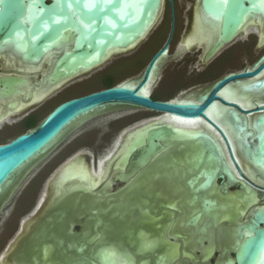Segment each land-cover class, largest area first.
I'll return each instance as SVG.
<instances>
[{
	"label": "water",
	"instance_id": "1",
	"mask_svg": "<svg viewBox=\"0 0 264 264\" xmlns=\"http://www.w3.org/2000/svg\"><path fill=\"white\" fill-rule=\"evenodd\" d=\"M170 1L173 4V0ZM162 5L163 0H0V50L5 45H11L21 60L27 63L39 62L50 51H56L53 65L44 72L37 69L24 71L20 69V63L12 70L5 69L0 75V106L6 102L8 108L14 110L20 102L25 103L33 98L36 87L40 93L41 89L58 85L65 79L92 69L103 60L110 49L123 48L136 41L144 30L154 23L161 13ZM201 7L206 15L219 23L217 39L207 51L204 49L202 60L206 63L212 61L227 45L237 39L249 17L261 14L264 18V0H201ZM174 32L175 15L173 12L169 37L137 79L136 88L119 83L71 97L59 103L35 129L22 132L10 141L0 143V188L5 187L17 173H19L18 176L8 187L13 188L19 179L26 178L28 174L20 176L25 168H31L32 165L35 167L68 133L91 116L103 114L118 107H138L159 112V116L168 115L184 120L203 119L213 126L224 140L237 172L226 166V160H222V155L217 151L218 142L205 133L193 138L200 137L213 144H207L203 148L202 146L195 147L193 143H189L190 141L187 142L189 144L182 150V158L177 159L174 156L169 169L176 168L182 175L187 172V178L182 181L186 186L184 199L187 203L185 202V205L188 204L190 207V200L195 195L199 196L195 207L192 210L188 209L189 219L196 217L200 219V216L204 219L206 215L212 214V202L217 195H207L206 191L213 183L220 189L219 193L222 197H217L221 201L238 199L239 213L236 222L230 225L221 224L208 227L213 230L212 238L215 242L211 249L213 251L205 257L204 261L193 260L199 258L195 254L190 255L191 259L181 257L176 262L168 257L167 263L171 261L175 264H264V195L261 196L264 186L256 183L242 171L226 133L208 115L210 107L219 101L234 107L243 116L252 115L256 123L262 125V130L256 132L254 136L251 135L250 130L246 133L249 135L247 145L250 162L259 170V173L264 172V104H257L254 108L246 109L237 102L226 100L221 95L222 90L228 84L259 75L264 70V54L253 66L227 73L216 80L210 87L198 94V96L201 95L202 101L181 102L174 99L169 101L153 99L151 94L144 95L141 91L149 83L150 75L156 68V64L158 69L155 76H157L164 58L161 56L169 48ZM66 42L69 46L62 49ZM255 85L259 88L264 87V77L256 81ZM4 99L6 101H3ZM8 115L1 114L0 121ZM151 122L149 120L148 123L132 131L138 130L139 132L126 149L127 153L125 152L118 159L116 166L120 169L119 172L115 168L111 177L95 190L84 186L77 187L75 191L68 194V197L65 195L58 199L44 215L40 216L33 224L32 230L26 235L34 234L39 228L47 225V232L56 233L62 239L58 241L57 238L48 234L45 242L65 252L64 258L60 259L64 264H132V262L140 264L143 261L141 257L130 260L124 255L119 258V261H115L116 259L111 262L106 261L104 256L111 257L113 255L111 253L114 252L117 255L118 249L115 244L103 242L101 238L105 231L111 232L112 230L119 232L120 241L124 243L123 228L134 234L135 229L140 225L139 218L143 223L144 217L146 219L158 215L156 220H160V197L152 200V207L147 195H145L147 201L141 203L138 198L140 186L137 185L135 178L140 175L141 171H148L154 162H156L154 165L157 167L161 165V168L162 159L172 151L171 148L176 142L179 140L183 142L188 137L184 138L185 133H180L174 125L160 121ZM203 153L204 159L202 160L200 157ZM207 161L211 162L210 166H207ZM144 174L156 175L150 170ZM113 181L126 184L113 188ZM230 181L233 183L230 184ZM159 188L160 183L157 187L154 186L153 192L159 191ZM248 189L255 198L251 203H241V193H248ZM85 194L94 198L89 202V209L74 210L79 206L76 201L81 200ZM127 200L136 201L142 208L141 213L144 217L135 219L137 224L101 225L99 215H106L110 218L119 216L122 217L121 222L126 221ZM148 213L150 217L147 216ZM80 217H85V219L79 220ZM76 225L82 228L76 231ZM224 226L230 228L225 230ZM165 227L161 226V231ZM173 227L181 233L169 234V248L163 250L165 246L161 245L160 255L153 262L150 260L151 264L166 263L164 257L168 254V250L173 248L172 243L183 241L180 236L185 232L181 230V227ZM187 227H192L194 230L204 226L189 225ZM171 228L168 227L169 233L173 232ZM96 234L100 235L97 239L94 238ZM26 235L20 237L16 247L10 252L11 260L17 263L20 261L17 260L15 252L19 242ZM219 236L227 238L230 245L224 249L223 257L216 263H212L209 259L215 251L221 248L216 244V238ZM85 237H89V240L86 241ZM131 241L133 239L126 242V245L124 244L129 247L128 249L123 246L120 248L122 253H128L129 249L134 251ZM205 241L210 244L208 234L204 235L203 244ZM45 242L40 245L41 251L35 257L38 258L37 261L34 258V260L28 259L27 262L30 263L33 260L35 264H42ZM200 249L202 247L197 250ZM232 250L235 253L234 256L231 254ZM150 252L153 253L152 249L147 253ZM206 252L209 253L203 248L202 254ZM48 254L46 253L47 256Z\"/></svg>",
	"mask_w": 264,
	"mask_h": 264
},
{
	"label": "rangeland",
	"instance_id": "2",
	"mask_svg": "<svg viewBox=\"0 0 264 264\" xmlns=\"http://www.w3.org/2000/svg\"><path fill=\"white\" fill-rule=\"evenodd\" d=\"M195 2L196 0H177L176 2L177 17L179 21L177 22V32L170 44V51L168 50L166 56L163 58L157 76H154L149 84L151 88L150 94L156 92L161 98H166V96L173 97V99H183L187 97L197 98L198 94L210 87L218 77H223L227 73L233 71H240L249 68L264 54V44L259 43V33L256 27H252L247 33L239 35L234 42L227 45L212 61L208 63L202 60L204 52L203 46L201 48L193 46L192 48L180 51V47L185 38L191 36L193 33V10L195 8ZM165 9L166 11L164 10L161 15V20L158 21V25L148 38L142 41L131 52L121 56L115 55L118 57L112 55L114 58L99 69L86 74V76L82 78L69 81V83L64 85L62 89L45 97L42 101L48 97L49 98L42 104L29 110L39 116V122L37 125L62 100L83 95L101 88L98 84L100 83L101 73L108 69V73H118L116 80L120 83H125L127 81L136 82V79L142 75L149 59L158 51V49H161L167 41L165 36L156 41L157 37L162 33V28L159 29V27L164 23L163 18L166 19L167 17V3L165 4ZM171 11L173 15L172 7ZM146 54L148 55L145 56ZM221 55H225L227 58H222L221 64L225 65L216 75L218 76L217 79L215 78L216 76L212 78L202 77V72L209 68L213 61ZM115 64H117V66L113 67L112 65ZM4 67L5 64L3 63V60H1L0 68ZM127 67L130 69L126 70ZM261 98L264 100V95H262ZM255 106L256 105L253 107ZM159 114V112L138 107H118L109 112L99 114L75 127L73 132L66 136L62 142L54 146V148H52L35 167L32 165L33 168L29 167V170L25 168L20 176L22 177L24 174H28L26 178H23L22 180L19 179L18 183H16L13 188L8 187L3 194L1 193L0 195V258L6 253L13 241L22 233L24 222L40 212V208L43 206V203L50 192V179L61 168V166L65 164L72 153L85 154L87 157L91 158L92 165L95 166L93 164V159L97 156H105V154H103L105 151L113 153L123 139L122 136L126 131H133V129L145 124L152 117L159 116ZM20 117H22V115H16L13 120H7L6 123L0 124V143L8 142L24 132L21 126ZM84 144H87V146ZM110 145L112 146L109 150L105 149ZM175 157L179 156L176 154ZM161 164H164V162L162 161ZM181 176L182 173L176 168L165 169L164 173L156 171V175L145 174V176L141 178V181L137 183V185L140 186V189H138V198L140 199V202L143 203L147 201L148 197L149 204L152 207V200L156 199L159 194V218L161 226H204L201 229L197 227L192 230L193 236H188L190 237L189 239L182 238L183 242H177L178 247L179 244L187 247V252L189 255L193 256L196 253L195 250L197 247H202L205 251H208L210 248L212 249L215 239L212 238L213 230L208 227L221 224L227 226L236 222L240 203L238 199L221 201L219 198L222 196H220L219 193H216L212 188L210 191L211 194L216 193L215 195L219 197L216 196L212 202V214L206 215L204 219H201V216L200 219L197 217L189 219V211L185 207V202L187 203V200L185 201L184 199L186 186L182 183V180H180ZM159 183V191L157 190L153 192L152 186L154 185L157 187ZM256 183L264 186L263 182L256 181ZM69 193H71V190L66 194L68 195ZM145 195H147V197H145ZM197 198H199V196L195 195L190 200L191 210L195 207L194 205L196 201H199ZM92 199L94 200L92 196H88L87 194L83 195V197H81L82 205L76 207L74 210H88L90 206L89 202ZM126 202V213H128L127 216H125L126 221L123 220L124 222H121L122 217L120 218L119 216L110 218L106 217V215H99L101 225L122 226L137 224V220L135 219H138L143 215L141 213L142 208L136 201L127 200ZM147 216L150 217L151 215L148 213ZM143 219L145 220L143 224L147 226L151 225L152 220L149 218ZM140 221L141 219L139 218V222ZM226 226L223 228L228 230ZM46 229H48L47 225L39 228L34 234L26 235V237L21 239L17 251L15 252L17 254V260L20 261V263L25 264L28 259L34 260V258L38 256L41 251L40 245L45 242L48 234L54 236L55 239L57 238L58 241L62 239L60 235H56V233L52 232L49 233ZM145 232L146 231H144V233ZM122 233L124 238L127 237L128 241L133 239L131 245H135L137 240L139 241L140 237H143V235H138L136 232L131 234L126 228L123 229ZM205 234H208L210 244L204 246L203 238ZM160 235L161 238L164 237L162 239L160 238V243H166L165 246H167V243L169 242L168 236L166 235L165 237L163 234ZM181 236L187 238L186 233H184V235L181 234ZM120 237L119 232H113L112 230L111 232L105 231V234L102 235L101 239L103 242L115 244L118 249V254L115 257L111 256L112 260L124 255L130 260L141 257L140 259L143 261H141L140 264H151V252L147 253L151 250V240L147 234H144L142 243L138 244V249H134V251L129 249L128 253H122L120 251L122 246L123 248L125 247V249L129 248L125 246L126 244L124 245V243L120 241ZM45 244L47 245L48 243L45 242ZM46 245L44 247V261L42 264H64L60 259L64 258L65 252L59 250L52 244ZM184 252L185 251L183 250V253ZM46 253H49L48 256ZM11 258L10 255V259ZM3 262L4 261L2 260L0 264H3ZM132 264L134 263L132 262Z\"/></svg>",
	"mask_w": 264,
	"mask_h": 264
},
{
	"label": "bare ground",
	"instance_id": "3",
	"mask_svg": "<svg viewBox=\"0 0 264 264\" xmlns=\"http://www.w3.org/2000/svg\"><path fill=\"white\" fill-rule=\"evenodd\" d=\"M165 4H166V0H163L161 13L159 14L158 17H156V20L154 21V23L151 24L150 26H148L144 30V33L141 34L136 41H133L130 45L123 47V48L114 47V48L110 49L108 51L107 55L103 58V60L99 64H96L92 69L87 70V71H83L82 73H78L75 77L65 79L64 81H62L58 85L48 86L44 89H41L40 93H38V90H37L38 87H36L34 89V96L32 99H30V101H28L29 103L21 104L15 110L20 111L21 108H25V107H27V105L36 104V103L42 101L48 95H50L53 92L58 91L59 89L64 87V85L69 83V81L82 78V77L86 76V74H89V73L93 72L94 70L99 69L101 66H103L104 64L109 62L112 58L118 57V56H121V55H124V54L131 52L142 41L147 39L148 36L151 34V32L158 25V21L161 20V15L163 14V11L165 9ZM194 7L195 8L193 10L194 11L193 33L191 34V36L185 38L182 46L180 47L181 51L192 48L193 46H196L199 48H201L203 46L205 51H207L209 49V47L212 45V43L215 42V40L218 37L219 23L217 21L213 20L210 16L206 15L203 12L202 7H201V0H196ZM252 27L257 28V31L259 33V42H260V44H264V18L261 14H256L254 17H249L247 20V23L245 24V26H243L241 33L239 35H241L242 33H247V31ZM67 46H69L68 42L65 43V47L63 45L64 48H62V49H66ZM167 52H168V49L161 56V58L165 57ZM0 55H2L3 59L8 60L10 63H13L12 66H17V64L20 63L21 64L20 66L22 67L20 69H22L24 71L37 69L40 72H44L45 70H47L49 67H51L53 65V62L56 58V51H52V52L50 51L49 53H47L45 55V57L41 61L35 62V63H27V62L22 61L19 54L12 48L11 45H5V47L2 50H0ZM115 55H118V56H115ZM23 66H26L25 69ZM43 67H45V68H43ZM157 69H158V66L156 64V68H154V70L152 71V73L150 75L149 83L145 87L142 88L141 92L144 95H150L151 88H150L149 84L151 83L152 79L154 78ZM262 77H264V70L259 75L253 76L249 79H244L241 81L232 82V83L228 84L224 88V90H222L221 95L226 100L237 102L243 108H246V109L254 108L253 106L257 105V104L262 105V104H264V100L261 98L262 95H264V87L259 88L255 85L256 81H258ZM122 84L126 85L127 87L136 88L138 85V80L136 79V82L127 81V82L122 83ZM4 100H6V99H4ZM174 100L181 101V102H196V101H202V98L200 95V96H197V98L187 97V98H183V99L177 98ZM4 114H6V113H4ZM6 115H4V116H6ZM208 115L211 119H213L216 123H218L220 125V127L224 130V132L226 133V135H227V137L231 143L233 152L236 155V158L238 160L240 167L242 166V168L244 170H246V172L249 174V175L248 174L247 175L251 179L253 178L254 181L256 180L258 182L264 183V172L260 171V173H259V170L250 162V159L248 157L249 147L247 144L249 143V138H248L249 135L246 133L247 130H250L251 135L254 136V134L256 132L262 130V125L257 124L255 118L252 115L243 116L234 107H231L229 105H225L219 101L214 103L210 107ZM153 119H155V118H153ZM150 121H152V122L153 121H155V122L160 121V122H165V123L174 125V127H177L179 129L180 133H182V134L185 133L184 138L188 137L187 138L188 140L186 139L183 142L179 140L176 142V144L171 148L173 153L171 151L168 155H166L164 157V159H162L164 164H162L163 166L161 168H160L161 165L158 167L156 165H154V163H156V162H154L152 164V166L153 165L155 166V167L153 166L154 168H157L158 172H160V171L162 172L165 169L167 170L171 167L172 159L174 158L173 157L174 155L176 156V154H177V156L182 158V155H183L182 150L185 148V146L187 144L193 143L195 147L202 146L203 148L205 146H207V144L212 145L213 143H211L210 141L207 142L206 140H204L200 137L199 138H193L194 136H198L199 134H202V133L209 135L212 139H214L216 142H218L219 148L217 149V151L220 153V155H222V157H221L222 160H226V166L231 168L233 171L237 172L236 166L229 156V153H228V150H227V147H226L224 140L222 139L220 134L214 129V127L211 126L205 120H203V119L184 120V119L173 117V116L160 115V116L156 117L155 120L151 119ZM138 132L139 131L136 130L134 132H130L127 135L123 145L121 146V149H119L115 154L109 155V156H111V158L110 159L108 158L109 159L108 164H110L111 166L112 165L115 166V168H117V170L119 169L116 166L118 159L121 158V156L124 155L125 152L127 153L126 149L128 148V146H130L129 144L131 142H133L134 137ZM219 138L222 141L221 140L219 141L218 140ZM252 139L254 140V137H252ZM187 142H189V143H187ZM174 152H176V154H174ZM179 157H177V159H179ZM200 159H202V160L204 159V153L202 154V157H200ZM156 161H158V160H156ZM210 163L211 162L207 161L206 162L207 166H210ZM157 164H159V163H157ZM103 165H104V161L101 160L100 164H99V168H98L99 172H98L97 176L93 175L94 176V178H93L94 182L93 183L95 186H91V184H90V186L88 185V187H90V190L97 188V186L100 184L102 177H103L102 172H101V170L103 169ZM152 166H151V168H153ZM183 167L184 166H182V168ZM243 169H242V171L244 172ZM18 174L19 173H17L14 177H12L8 181V183L5 185V187L0 188V194L3 193L4 190H6L8 188V186L14 181V179L18 176ZM90 176H91L90 171L84 162H80V163L70 162L68 165L63 167L61 169V171L58 172L55 175V177L53 178V180L51 181V185H52V191L51 192L52 193L50 194V196L48 197L47 200L45 199L43 206L40 208V212L37 215L33 216L32 218H30L29 220L24 222V224L22 226L23 227L22 233L17 237L16 240L13 241V243L7 249L6 253L0 258V261L3 260L4 261L3 264H6V263L22 264V263H17V261H13L10 259V252L16 247V245L18 243L17 241L20 239V237L28 234L30 232V230H32V228L34 227L33 224H35V222L40 218V216L44 215V213L52 205H54L58 199L61 198V197H59V195L61 193H63L65 196V194L68 191H70V190L75 191L77 189V187H81L78 185L79 183L70 181L71 179H75V178L87 179ZM187 176L188 175L186 172L185 174H183L181 176L180 180L183 181V179L187 178ZM231 183H233V182L230 181V184ZM212 188L216 193L220 192V189L217 188L215 186V184L213 183V184H210V186L207 188V191H206L207 195L212 196V194H216V193L211 194L210 191ZM50 190H51V186H50ZM66 196L68 197L67 194H66ZM254 198H255V196L249 190L248 193H241V201L240 202L241 203H251L254 200ZM76 204L81 206L82 205L81 200L76 201ZM185 207L187 209L191 208V206L189 207L188 205H185ZM149 219L152 220L151 225H156V224L160 223V220H156L153 217H152V219H151V217ZM138 221H139V219H138ZM159 226L161 227V225H159ZM165 228H168V227H165ZM174 228H175V230H173V232L171 234L181 233L179 231H176L177 230L176 227H174ZM160 230H158L159 232H161L160 234H163L164 230L163 231H160ZM181 230L187 234V238L182 237V236H181V238L189 239L190 237H188V236H193V233H192L193 228L192 227L188 228L187 226H182ZM166 232H168V229ZM169 234L170 233L168 232V235ZM182 235H184V234H182ZM99 237H100V235L96 234L95 239H97ZM217 239H219V241H221V236H219ZM85 240L86 241L89 240V237L88 238L85 237ZM181 242H183V241H181ZM160 245H162V244H160ZM176 245H178L177 242H176V244L172 243V246H173L172 249H174V248L176 249V247L178 248V246H176ZM179 246H180V244H179ZM187 246H189V245H187ZM86 247H88V246H86ZM184 248L187 249V247L183 246V249ZM199 248L200 247H197L196 250ZM85 249H87V248H85ZM168 251H170V249ZM111 255L113 257H115L116 252L111 253ZM165 257L167 258V255H165ZM165 257H164V259H166ZM37 259L38 258H35L36 261H37ZM104 259L108 262L112 261L111 257H109L107 255L104 256ZM119 260L120 259L117 258L115 261H119ZM36 263H40V262L38 261ZM26 264H35V263L32 260L30 263L26 262ZM163 264H166V263H163ZM170 264H173V263L171 262Z\"/></svg>",
	"mask_w": 264,
	"mask_h": 264
},
{
	"label": "flooded vegetation",
	"instance_id": "4",
	"mask_svg": "<svg viewBox=\"0 0 264 264\" xmlns=\"http://www.w3.org/2000/svg\"><path fill=\"white\" fill-rule=\"evenodd\" d=\"M176 2H177V0H176ZM175 2V5L174 4H172V10H173V12H174V15H175V32H174V36H173V38L175 37V35H176V32H177V22H179L178 21V17H177V3ZM166 3H167V0H166ZM165 11H166V9H164ZM164 19V18H163ZM171 25H172V21H171ZM173 38H172V40H173ZM172 40H171V42H172ZM171 42H170V44H171ZM158 50H160V49H158ZM168 50L170 51V46H169V48H168ZM181 51V50H180ZM1 60H3V63L5 64V67L4 68H0V75L3 73V71L5 70V69H7V70H12L13 68H15L14 66H12V64L13 63H10L8 60H5V59H3L2 58V55H0V61ZM9 62V63H8ZM11 65V66H10ZM24 67V69H25V67L26 66H23ZM47 67V66H46ZM22 68V67H21ZM62 89V88H61ZM60 90V89H59ZM58 90V91H59ZM49 98V97H48ZM47 98V99H48ZM47 99H45V100H47ZM44 100V101H45ZM4 101H6V100H4ZM30 101V100H29ZM44 101H40L41 103H36V104H31V105H27V107H25V108H21V110L20 111H16L15 109L14 110H11L10 108H8V106H7V104H6V102L5 103H3V104H1V106H0V115L1 114H4V113H6V114H9L8 115V117H6L3 121H0V124L2 123V124H4V123H6V121L7 120H13L15 117H16V115H18V116H20V115H22V117H20L21 119V126H22V123L24 122V120L27 118V117H29L30 115H32V114H35V113H32L31 111H29V110H31L33 107H35V106H38V105H40V104H42ZM27 103H29V102H20V105L21 104H27ZM19 105V106H20ZM58 105V104H57ZM56 105V106H57ZM55 106V107H56ZM54 107V108H55ZM53 108V109H54ZM124 108H127V107H124ZM52 109V110H53ZM51 110V111H52ZM148 110V109H147ZM14 111V112H13ZM29 111V112H28ZM20 112V113H19ZM6 114H4V115H6ZM15 114V115H14ZM24 114V115H23ZM10 116V117H9ZM95 116H97V115H94V116H91V117H89L88 119H91L92 117L94 118ZM156 117H158V116H156ZM156 117H152L151 119L152 120H155L156 119ZM153 118H155V119H153ZM87 119V120H88ZM150 119V120H151ZM71 132H73V131H71ZM70 132V133H71ZM130 132H132V131H126L125 132V134L122 136L123 137V139L121 140V142H120V144L117 146V148H116V150L113 152V153H110V152H108V151H105V152H103V154H105V156H103V155H101V156H97V157H95L94 159H93V164L95 165V166H93L92 165V162H91V158L90 157H87L85 154H78V153H72V155L70 156V158L65 162V164H63L62 166H61V168L53 175V177L50 179V186H51V190H50V192L48 193V197L50 196V194L52 193L51 191H52V185H51V180H53V178H54V176L58 173V172H60L61 171V169L63 168V167H65L66 165H68L70 162H74V163H80V162H84L86 165H87V167H88V169H89V171H90V177H88L87 179H81V178H75V179H71L70 181H73V182H77V183H79L78 185L79 186H84V187H86V188H89L90 189V187H88V185L90 186V184H91V186H95L94 185V181H93V178H94V176H97V174H98V168H99V164H100V161L102 160V161H104V165H103V169L101 170V172H102V175H103V177H102V180H101V182H100V184L103 182H105L107 179H109L110 177H111V174L113 173V171H115V166H111L110 164H108L109 162V159L111 158V156H109V155H113V154H115L119 149H121V146L123 145V143H124V141H125V139H126V137H127V135L130 133ZM70 133H68L66 136H68V135H70ZM65 136V137H66ZM65 137L63 138V140L65 139ZM62 140V141H63ZM61 141V142H62ZM116 141H117V139H116ZM84 145H86L87 146V144H84ZM83 146V145H82ZM81 146V147H82ZM85 146V147H86ZM112 145H110V146H108L107 148H105V149H108L109 150V148L111 147ZM78 151V150H77ZM110 153V154H109ZM107 156V157H106ZM109 158V159H108ZM77 161V162H76ZM241 168H242V166H241ZM235 169V168H234ZM243 169V168H242ZM123 170V169H122ZM149 170L153 173V174H156V171H158L157 170V168H149ZM148 170V171H149ZM244 170V169H243ZM117 172H119L120 171V169H119V171L118 170H116ZM148 171H146V172H148ZM146 172H144V171H141L140 172V175H137L136 176V178L135 177H133V179L135 178V180L137 181V182H139V181H141V178L142 177H144L145 176V174L144 173H146ZM246 172V170H244V173ZM246 175L248 174L247 172L245 173ZM94 175V176H93ZM249 175V174H248ZM247 175V176H248ZM249 177V176H248ZM92 178V179H91ZM77 179V180H76ZM253 179V178H252ZM254 180V179H253ZM155 183H157V182H155ZM99 184V185H100ZM124 184H126V183H121V182H119V181H113V184H112V186H113V188H116L117 186H123ZM98 185V186H99ZM97 186V187H98ZM94 189H97V188H94ZM93 189V190H94ZM153 191H154V185H153ZM66 195V194H65ZM264 195V193H262V195L261 196H263ZM62 196H64V194L63 193H61L60 195H59V197H62ZM159 196V195H158ZM48 197L46 198V200L48 199ZM158 217V215L155 217V216H153V218H157ZM141 218H142V216H141ZM85 219V217H80L79 218V220H84ZM82 228V226H80V225H76L75 226V230L76 231H78V230H80ZM230 227H227V229H229ZM124 229V228H123ZM161 229V227L157 224V225H153V226H146V225H143V223H142V221H140V225H138L137 226V228L135 229V231H136V234H138V235H143V237H144V234H147L148 235V237H149V239L151 240V242H150V249H152V251H153V253L151 252V261L153 262L156 258H158V256L160 255V249H161V245L160 244H162V246H165L166 245V243H160V238H161V236H160V233L161 232H159L158 230H160ZM163 229V228H162ZM167 229L168 228H164L163 230V235L166 237V235L168 236V239H169V235H168V232H166L167 231ZM171 230H175V228L174 227H172L171 228ZM144 231H146L145 233H144ZM161 231V230H160ZM144 233V234H143ZM171 234V233H170ZM123 236V235H122ZM143 237L141 236L140 237V239H139V241L141 240V243H142V241H143ZM95 238V237H94ZM162 238H164V237H162ZM161 238V239H162ZM180 238H181V236H180ZM182 239V238H181ZM217 239V238H216ZM125 240H127V237H125L124 238V244L127 242L128 243V241H125ZM139 241L137 240V243L134 245V249H138V244H139ZM217 241V246H221V248L220 249H218L217 251H215L214 253H213V256L209 259L212 263H216V261L218 260V259H221L223 256V251H224V249L227 247L228 248V246L230 245V243H229V241H228V239L227 238H221V241H219V239H217L216 240ZM169 244H170V242H168L167 243V246H165V247H163V250H165V248H169ZM207 244H209V242L208 241H205V244L204 245H207ZM137 248H136V247ZM174 246V245H173ZM177 246V245H176ZM183 248V246L182 245H180L178 248L176 247V249L174 248V249H170V251H168V254H166L167 255V258L165 259V262H166V264H170L171 263V261L170 262H168L167 263V260H168V257L171 259H173V261L174 262H176L177 260H178V258H181V257H183L182 259H186V258H188V259H191L190 258V255H189V253L187 252V249L186 248H184V249H182ZM182 249V250H181ZM185 251L184 253L182 252V251ZM209 251V253H205V254H202V249H200V250H197V252L195 253L197 256H199V258H194L193 260H197V259H199V260H201V261H204L205 260V257L206 256H208L213 250H211V248L208 250ZM232 253V255L234 256L235 255V253L233 252V250L231 251ZM183 254V255H182ZM171 255H173L172 257H171ZM209 260H207V261H209ZM2 261V260H1ZM1 261H0V263H1ZM173 262V264H175Z\"/></svg>",
	"mask_w": 264,
	"mask_h": 264
},
{
	"label": "trees",
	"instance_id": "5",
	"mask_svg": "<svg viewBox=\"0 0 264 264\" xmlns=\"http://www.w3.org/2000/svg\"><path fill=\"white\" fill-rule=\"evenodd\" d=\"M175 2L176 0H173V4L175 5ZM167 4H168V12H167V17L166 19L164 18V23L159 27V29L162 30V33L159 37H157L156 41L160 40V38H162L163 36L166 37V40L168 39L169 37V34H170V30H171V21H172V11H171V7H172V2L170 0H167ZM158 29V30H159ZM157 30V31H158ZM155 41V42H156ZM148 54H146L145 56H147ZM154 56V54H153ZM152 56V57H153ZM151 57V58H152ZM227 58L225 55H221L220 57H218L217 59H215L212 63V65H210L209 68H207L204 72H202L201 76L204 77V78H212V77H215L218 72L220 71V69L225 65H222L221 64V61H222V58ZM151 58L149 59V62L151 60ZM228 60V59H227ZM148 62V63H149ZM131 63V62H130ZM129 63V64H130ZM222 65V66H221ZM113 67L117 66V64L115 65H112ZM111 66V67H112ZM147 66V65H146ZM110 67V68H111ZM135 68V67H134ZM130 68L127 67L126 70H128ZM109 70V69H108ZM104 71L101 73V79H100V83L99 86L101 88L97 89V90H100V89H104V88H107V87H111V86H114V85H117L119 84L120 82H118L116 79H117V75L118 73L117 72H111V73H108L107 71ZM124 72V71H123ZM218 76H216L215 78L217 79ZM213 78V79H215ZM221 78V77H220ZM219 79V77H218ZM217 79V80H218ZM96 91V90H94ZM93 92V91H91ZM151 97L153 99H157V100H166V101H169L171 99H173V97H167L166 98H161L156 92H154L153 94H151ZM71 98V97H70ZM69 99V98H67ZM65 99V100H67ZM65 100H62L61 102L65 101ZM60 102V103H61ZM59 104V103H58ZM50 113V112H49ZM48 115V114H47ZM46 115V116H47ZM45 116V117H46ZM44 117V118H45ZM39 116L35 113V114H32L30 115L29 117H27L24 122L22 123V129L24 130V132H27L29 130H32V129H35L43 120L44 118L40 121V123L37 125V123L39 122Z\"/></svg>",
	"mask_w": 264,
	"mask_h": 264
}]
</instances>
